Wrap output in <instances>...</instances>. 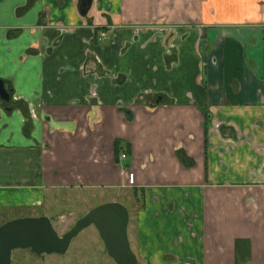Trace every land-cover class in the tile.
I'll list each match as a JSON object with an SVG mask.
<instances>
[{"label": "crops", "instance_id": "0c3cea01", "mask_svg": "<svg viewBox=\"0 0 264 264\" xmlns=\"http://www.w3.org/2000/svg\"><path fill=\"white\" fill-rule=\"evenodd\" d=\"M79 2L0 0V80L12 103L39 113L32 121L0 101V219L56 205L77 219L72 204L127 184L114 153L123 139L144 192L133 230L140 260L264 264V0H93L86 15ZM110 22L173 31L140 34L123 57L131 30L98 44L108 73L98 75L83 39ZM56 24L77 29L61 35Z\"/></svg>", "mask_w": 264, "mask_h": 264}, {"label": "water", "instance_id": "95a60500", "mask_svg": "<svg viewBox=\"0 0 264 264\" xmlns=\"http://www.w3.org/2000/svg\"><path fill=\"white\" fill-rule=\"evenodd\" d=\"M0 98L10 100L3 80H0ZM128 222V210L119 202L93 207L63 235H59L48 216L15 218L0 225V264H12L16 249H30L37 255H66L73 240L91 226L96 228L117 264H139L129 242Z\"/></svg>", "mask_w": 264, "mask_h": 264}, {"label": "rangeland", "instance_id": "374dc122", "mask_svg": "<svg viewBox=\"0 0 264 264\" xmlns=\"http://www.w3.org/2000/svg\"><path fill=\"white\" fill-rule=\"evenodd\" d=\"M98 191L96 197L92 195L88 197V204L83 208L82 204H72L81 207V211L78 213V218L68 214L71 207H62L61 205L43 206L38 208H26L21 212H9L7 218L30 217L47 215L51 218L53 226L59 235H63L69 231L76 220L81 218L93 207L107 202L117 201L126 206L130 212L131 223H136L138 211L142 208L144 201L143 196L139 193L135 195L132 188L125 189L122 187L105 188ZM94 192V191H93ZM52 192H48L50 195ZM71 200V199H69ZM51 203L49 197H47V203ZM60 204V203H59ZM75 209V208H74ZM63 213L64 216L55 218L56 213ZM6 218V217H5ZM2 219H0L1 223ZM12 264H116L107 254L104 243L101 240L98 231L95 227L91 226L83 230L72 242V245L66 255H37L29 249H16L13 251Z\"/></svg>", "mask_w": 264, "mask_h": 264}, {"label": "flooded vegetation", "instance_id": "af4514ba", "mask_svg": "<svg viewBox=\"0 0 264 264\" xmlns=\"http://www.w3.org/2000/svg\"><path fill=\"white\" fill-rule=\"evenodd\" d=\"M92 3H93V0H80V2H79V12H80V14L81 15H86L89 12V10L91 9ZM47 27H48V25H44V24L43 25H36L34 27V30H44ZM53 27H55L57 30H59L61 35L72 33L74 31H76V29H77V26H75V25H65V24H56ZM126 29L131 30L133 35H132V37L130 39H126V40L122 41V46H121L120 50L118 51V56L119 57H123L131 47H133L135 44L138 43L140 34L147 33V32H152L153 35L156 34V36H157L156 38H159V37H163L165 33L166 34H169V33L171 34L172 31H173V29L170 28L169 26H167L166 24L159 23V22L158 23H151V24H141V25L140 24H131V25H129V24H117V23H112V22L106 23V25H104V26L91 25L90 26V36L89 37H85L83 39V43H84V46H85L86 61H93L95 66H98V67H96L97 68L96 74H98V75H100V74L108 75V73L105 72V70L103 69L102 62H101L99 56L97 55V53L94 51L95 50L94 47L97 46L98 44H105V43L114 44L115 41H117L120 33L122 31L126 30ZM170 34L168 36H170ZM166 40H169V37ZM49 50H52V49H49ZM86 64H87V62L84 63L85 75H86V73L88 71L87 68H86ZM124 78H127L124 74L117 73L115 81L118 80V81L123 82ZM161 100H162V97L159 98V103H160ZM1 101L3 103L7 104V106H5V108L7 110V113H11L12 110H15V105L11 101V94H10L9 102H6V101H4L2 99H1ZM13 102H17V103L24 102L25 103L24 100L17 99V98H15V100L13 99ZM27 107H28V116L30 117V119L32 121H33V119H37L39 117V113H38L37 108H34V107L30 106L28 103H27ZM124 113H125V116H126L128 121L131 122L134 119L132 111L125 110ZM205 120H208L207 138H208V141H209V124H210V121L212 120L211 114L209 112L205 113ZM205 120H204V125H205ZM204 137H205V128H204ZM116 141H120V146L121 147H120V151H119V156L116 155V150H115ZM205 145H206V147L208 145V142L206 144V140H205ZM127 146L129 148H127ZM130 148H131V143L130 142L125 141L123 139H115L114 140L115 159L119 163H121L122 166L125 169H127V184L124 187H122V188H125V189L132 188L133 193L135 195H137L139 193L144 198L143 190L138 189L136 187L135 175L132 172H129V168H130V162H129L130 161V157H129ZM178 151H182V150L179 149ZM123 154L125 155V157L121 159V156ZM182 154H183L184 160H186V154L183 151H182ZM179 158H180L181 162H183L182 157L179 156ZM184 163L185 162H183V164ZM130 180H132V183H129ZM113 202H117V201H113ZM143 207H144V201H143V204H142V208ZM128 213H129V222H128L127 231H128V238H129V242H130L132 251L134 252L139 264H147L146 262L140 260L141 258H140L139 254L137 252L138 248L135 246V242H134V239H133V235H134L133 234L134 233L133 230H134V226L136 225L137 220H138V214H137V218H136V223L133 224V223H131V217H130L129 210H128ZM107 254H108V252H107ZM108 256H109V254H108ZM111 259L115 262V260L113 258H111ZM188 262L185 263V264H195L194 261H192L191 263L190 262L188 263Z\"/></svg>", "mask_w": 264, "mask_h": 264}, {"label": "trees", "instance_id": "16d2710c", "mask_svg": "<svg viewBox=\"0 0 264 264\" xmlns=\"http://www.w3.org/2000/svg\"><path fill=\"white\" fill-rule=\"evenodd\" d=\"M11 100H12V99H11ZM0 101H1V99H0ZM1 102H2V101H1ZM13 103H14V105H15V109H21V110L23 111V113L28 114V107H27V105H26L24 102H19V103H17V102H13ZM28 124H29V123H28ZM204 128H205V140H206V144H207V142H208V138H207L208 120H205ZM26 130L28 131L29 128L27 127ZM120 147H121V146H120V141H116V147H115V150H116V155H118V156H119ZM127 148H129V147L127 146ZM178 154H179L180 157H182L183 162H185V160H184V158H183L182 151H178ZM8 213H9V211H8V212H5V213L2 214V215H5L6 218L4 217V219H2L0 225H2L3 223H5V222H7V221L13 219V218H10V219L7 218ZM14 219H15V217H14ZM52 220H53V219H52ZM29 250H30V249H29ZM31 251H32V250H31Z\"/></svg>", "mask_w": 264, "mask_h": 264}, {"label": "built area", "instance_id": "2783aa9c", "mask_svg": "<svg viewBox=\"0 0 264 264\" xmlns=\"http://www.w3.org/2000/svg\"><path fill=\"white\" fill-rule=\"evenodd\" d=\"M124 157H125V155L123 154V155L121 156V159L124 158ZM129 183H132V180H130Z\"/></svg>", "mask_w": 264, "mask_h": 264}]
</instances>
